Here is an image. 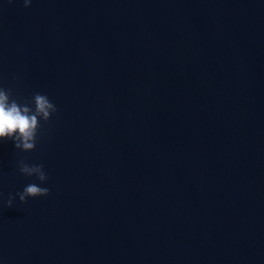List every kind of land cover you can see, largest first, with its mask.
Instances as JSON below:
<instances>
[{
  "label": "water",
  "instance_id": "obj_1",
  "mask_svg": "<svg viewBox=\"0 0 264 264\" xmlns=\"http://www.w3.org/2000/svg\"><path fill=\"white\" fill-rule=\"evenodd\" d=\"M0 87V264H264V0H0Z\"/></svg>",
  "mask_w": 264,
  "mask_h": 264
},
{
  "label": "clouds",
  "instance_id": "obj_2",
  "mask_svg": "<svg viewBox=\"0 0 264 264\" xmlns=\"http://www.w3.org/2000/svg\"><path fill=\"white\" fill-rule=\"evenodd\" d=\"M31 0H25L28 6ZM34 105V107L32 106ZM58 111L57 106L47 95L35 93L30 102L20 103L13 98L12 90L0 87V140H10L15 148L22 151H32L37 147L41 120L47 122L53 113ZM19 171L27 177H35L41 182L48 180L43 164H28L19 161ZM50 189L37 183L27 184L23 191L15 195L9 194L7 204L12 207L16 196L21 202H27L29 197L47 196ZM3 194L0 193V196Z\"/></svg>",
  "mask_w": 264,
  "mask_h": 264
}]
</instances>
